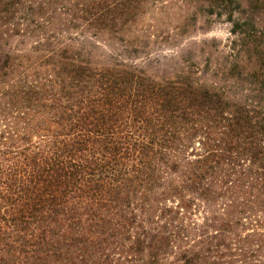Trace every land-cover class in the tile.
I'll return each instance as SVG.
<instances>
[{
	"label": "trees",
	"instance_id": "trees-1",
	"mask_svg": "<svg viewBox=\"0 0 264 264\" xmlns=\"http://www.w3.org/2000/svg\"><path fill=\"white\" fill-rule=\"evenodd\" d=\"M175 1L0 0V264H264V0ZM200 17L239 96L134 62Z\"/></svg>",
	"mask_w": 264,
	"mask_h": 264
},
{
	"label": "rangeland",
	"instance_id": "rangeland-1",
	"mask_svg": "<svg viewBox=\"0 0 264 264\" xmlns=\"http://www.w3.org/2000/svg\"><path fill=\"white\" fill-rule=\"evenodd\" d=\"M246 3L245 0H241ZM176 3L179 1H175ZM157 12V18L161 19ZM166 23H169L166 21ZM166 27V26H165ZM169 31L171 27L167 26ZM232 26L226 21H218L213 17H200L196 25L189 26L186 36H180L178 43L156 47L154 54L149 58L134 60L150 74L160 78H171L183 69L184 62L198 63L203 70L209 66V72L200 76L205 81L216 83L231 91V95L239 96L248 84L237 83L225 77L228 61L229 46L232 40ZM210 59V63L207 60ZM208 63V64H207ZM219 72V73H218Z\"/></svg>",
	"mask_w": 264,
	"mask_h": 264
}]
</instances>
